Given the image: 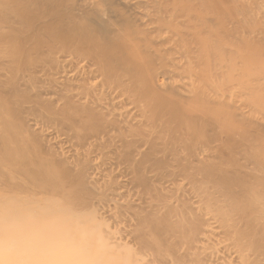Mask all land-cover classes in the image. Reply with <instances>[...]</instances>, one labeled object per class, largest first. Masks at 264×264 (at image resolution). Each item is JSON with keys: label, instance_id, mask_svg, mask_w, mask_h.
Returning <instances> with one entry per match:
<instances>
[{"label": "bare ground", "instance_id": "6f19581e", "mask_svg": "<svg viewBox=\"0 0 264 264\" xmlns=\"http://www.w3.org/2000/svg\"><path fill=\"white\" fill-rule=\"evenodd\" d=\"M0 264H264V0H0Z\"/></svg>", "mask_w": 264, "mask_h": 264}]
</instances>
